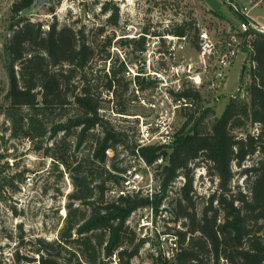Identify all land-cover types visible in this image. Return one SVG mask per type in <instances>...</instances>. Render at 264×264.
<instances>
[{
    "label": "trees",
    "instance_id": "trees-1",
    "mask_svg": "<svg viewBox=\"0 0 264 264\" xmlns=\"http://www.w3.org/2000/svg\"><path fill=\"white\" fill-rule=\"evenodd\" d=\"M35 1L16 0L11 7L7 47L9 104L3 112L11 122L12 136L29 139L47 155L52 156L51 144L59 136L63 140L75 136V149L80 151L82 147L87 152L85 157H78L72 147H65L56 155L73 173L76 189L69 195L66 226L59 242L36 239L42 264H105L103 254L111 255L120 247L124 263H130L144 246V239L138 237L128 219L134 211L150 205L158 212L163 204L169 220L184 226L178 229L181 250L173 264H264V32L253 28L240 32L251 64L249 101L231 98L210 127L205 124L207 112L198 115L197 109L186 111V120L170 147L141 145L138 137L132 139L127 129L106 117L103 102L111 97L113 113L134 115L125 97L130 90L134 92L132 83L138 86L136 90H153L157 79L146 75L142 66L128 80L126 59H114L106 51L112 40L104 37L99 49L85 23L75 26L56 21L45 28L22 15ZM110 10L113 11L107 17L108 24L118 25L119 7L107 1L101 11ZM242 18L247 16L242 13ZM194 28L198 39L199 30ZM97 30L102 36L105 25H99ZM191 31V25L183 22L169 32L192 38ZM146 35L147 32L118 40L137 53L144 52ZM193 40L197 43L196 38ZM175 96L193 97L197 105L201 93L184 86ZM254 124L258 128L256 134L245 129ZM236 129H245V134ZM108 149L114 152L111 158L106 153ZM125 153L128 158L120 159ZM254 155L258 158L241 172L247 191L240 187L236 190L232 184L233 165L241 168ZM160 156H164L165 163L155 176L163 183L161 195L153 200L140 193L116 199L106 197L107 185L119 182V173L133 162L142 158L153 164ZM3 157L0 155V162ZM200 162L206 166L208 178L218 179L217 189L207 198L198 195L194 185L191 164ZM179 176L185 180L175 190L172 183ZM197 197L206 198L200 212L196 210ZM76 201L87 208L73 207ZM170 213L174 218L170 219Z\"/></svg>",
    "mask_w": 264,
    "mask_h": 264
},
{
    "label": "rangeland",
    "instance_id": "rangeland-1",
    "mask_svg": "<svg viewBox=\"0 0 264 264\" xmlns=\"http://www.w3.org/2000/svg\"><path fill=\"white\" fill-rule=\"evenodd\" d=\"M15 1L0 0V155H4L0 162V247L17 248L18 252L21 249L24 255L35 258L38 254L36 239L59 242L66 226L68 204L71 201L69 195L76 189L73 173L56 158V155L60 154L65 147H72V152L78 157H85L87 152L82 147L80 151L75 149V136L66 140L59 136L56 142L51 144L52 156L47 155L44 149H36L27 138L12 136L11 122L4 114L3 108L9 104L10 79L7 47L11 36V7ZM107 1L119 7L118 25H111L107 22V17L113 10L107 13L101 11L102 5ZM230 1L242 11L250 9V14L261 16L259 21L264 23V0ZM22 15L32 21L40 22L45 28L56 21L60 24L68 23L75 26L85 23L91 40L99 44V49L104 45V37L112 40L106 51L114 59L118 56L126 59L128 80L133 79L139 69L144 66L146 74L163 71L173 86L181 84L183 87L191 86V83L186 80L184 67L190 62H195L198 56L199 43L194 27L199 31L207 30L217 45L222 48L232 41L233 34L236 35L237 41L240 42L238 56L226 78L223 81L214 80L215 86H211V82L204 84L200 88L201 97L194 109L182 107L172 113L170 102L163 92L155 93L151 88L144 91L136 90L138 86L136 87L135 83L131 85L134 92L130 90L125 96L129 99L130 113L134 115L125 117V115L113 113L114 101L109 100L111 97H108L103 102L104 108L107 109L106 117L116 125L127 129L132 139L139 137V127L142 121L145 123L156 121L158 116H163L164 120L171 121L173 133L175 132L176 135L186 120L184 116L186 111L198 110V115L207 112L205 124L210 127L214 119L223 113L231 98L236 97L249 101L247 87L251 81V64L240 36V25L243 18L234 11V7L228 0H50L42 7L33 6L22 12ZM183 22L189 23L192 27L190 33L192 41L183 50L177 52L175 59L161 56L160 51L168 50L169 37L176 36L170 34L169 31ZM99 25H105V32L102 36L97 34ZM145 32L147 35L144 52L137 53L132 46H124L118 40L121 37H139ZM193 38H196L197 43H194ZM172 65L180 67L178 74L169 71ZM109 68L110 62L107 63V69ZM211 74L208 77L210 79L213 78ZM151 101L155 102L156 107L150 105ZM245 129L254 134L258 131L255 124ZM245 129L235 131L244 135ZM49 135L50 132L47 133L45 139ZM124 156L128 158L125 153L120 156V159ZM257 158L258 155L250 157L241 168L236 164L233 165L235 177L232 184L236 190L247 191L245 175L241 172ZM111 163L112 161L108 160L107 164L111 165ZM191 166L195 178V190L198 195H204L207 198L217 189L218 179L217 177L208 178V180L205 178L208 176L207 169L202 162L192 163ZM142 171L144 177L147 178L148 171L146 169ZM200 174L202 176L199 178ZM27 177H32V180L26 182ZM206 198H195L198 212L202 210ZM78 206L82 209L87 208L76 201L73 207ZM142 214L145 215L146 212L141 211ZM139 216L140 213H137L133 224ZM166 216L168 217L167 212ZM174 216L170 213V219ZM166 223L174 225L171 220L166 222L163 218H157L153 220V227L163 228L167 225ZM181 227L184 228L183 225Z\"/></svg>",
    "mask_w": 264,
    "mask_h": 264
},
{
    "label": "built area",
    "instance_id": "built-area-1",
    "mask_svg": "<svg viewBox=\"0 0 264 264\" xmlns=\"http://www.w3.org/2000/svg\"><path fill=\"white\" fill-rule=\"evenodd\" d=\"M234 11L243 13L237 5L234 6ZM240 27V32H247L252 28L264 32L263 27L257 25L248 17L242 20ZM169 38L168 52H160L161 56L168 57L169 59H175L177 52L183 50L192 41L190 35L172 36ZM198 43L197 60L185 65L184 74L186 80L191 83L190 87L200 91V88L204 84L211 82V86H215L214 80L223 81L226 78L238 56L240 42L237 41L236 35L233 34L232 41L222 48L217 45L207 30L201 29L198 33ZM179 69L178 65H172L169 71L173 74L174 72L178 74ZM211 71H213V74H211ZM210 74L213 77L211 79L208 78ZM150 75L157 79V85L153 91L155 93L159 91L164 93L170 102L172 113H175V110L178 108L194 109L196 107V101L193 97L175 96L176 93H180L183 90V85L178 84L173 86L172 82L167 80L166 73H163V71H153ZM150 105L156 107L153 101L150 102ZM174 140L175 132L173 133L171 121L164 120L163 116H158L156 121L147 123L142 121L139 127L138 142L141 145H156L167 148L173 144ZM106 153L110 158L114 155L111 149L106 150ZM164 163V156H160L153 164H148L142 158L137 162H133L127 169L119 173L121 176L119 182L107 185L106 197L108 199H116L127 194L140 193L153 200L156 196L163 193V183L155 175ZM142 169L148 171L147 178L144 177ZM204 174L206 175V172ZM200 176L202 174L199 175V178ZM205 178L208 180V176H205ZM31 180L32 177L26 178V182H30ZM184 180L183 176H179L172 183L173 188L175 190L179 189L183 185ZM165 207L166 204H163L158 212H156L153 205L134 211L127 222L137 232L138 237L144 239V246L138 255L130 259V263H124L125 261L119 254V250H122L123 247H120L111 255L106 256L103 254L102 260L105 264H173L178 252L181 250L180 236L178 234V229H182L181 224L178 223L176 225L174 222V225L166 223L167 225L163 226V228L155 229L153 227V220L157 218H163L166 222L169 220L166 212L163 211ZM141 211H145L146 214L141 215ZM137 213H140V216L133 224ZM17 252V248L0 247V264H42L40 254H37L34 260L30 261L24 257L26 255L23 254L21 249L19 250L20 256L17 255Z\"/></svg>",
    "mask_w": 264,
    "mask_h": 264
},
{
    "label": "crops",
    "instance_id": "crops-1",
    "mask_svg": "<svg viewBox=\"0 0 264 264\" xmlns=\"http://www.w3.org/2000/svg\"><path fill=\"white\" fill-rule=\"evenodd\" d=\"M260 1V0H259ZM245 10V9H244ZM249 11H250V9H249ZM249 11H248V9L247 10H245V11H243V12H245V15L248 17V18H250V19H252L257 25H259L260 27H263L264 28V23H261L260 21H259V19H260V17L261 16H259V15H252V14H250L249 13Z\"/></svg>",
    "mask_w": 264,
    "mask_h": 264
},
{
    "label": "water",
    "instance_id": "water-1",
    "mask_svg": "<svg viewBox=\"0 0 264 264\" xmlns=\"http://www.w3.org/2000/svg\"><path fill=\"white\" fill-rule=\"evenodd\" d=\"M50 0H36L34 3V7H42L44 4L48 3ZM231 4V6H235L234 3H232L230 0H228ZM242 16V13H239Z\"/></svg>",
    "mask_w": 264,
    "mask_h": 264
}]
</instances>
